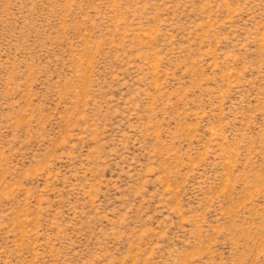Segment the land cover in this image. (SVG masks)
I'll list each match as a JSON object with an SVG mask.
<instances>
[{"label":"rangeland","instance_id":"1","mask_svg":"<svg viewBox=\"0 0 264 264\" xmlns=\"http://www.w3.org/2000/svg\"><path fill=\"white\" fill-rule=\"evenodd\" d=\"M0 264H264V0H0Z\"/></svg>","mask_w":264,"mask_h":264}]
</instances>
